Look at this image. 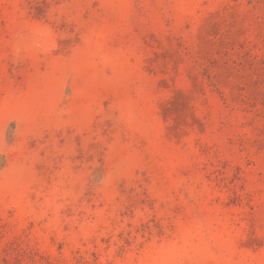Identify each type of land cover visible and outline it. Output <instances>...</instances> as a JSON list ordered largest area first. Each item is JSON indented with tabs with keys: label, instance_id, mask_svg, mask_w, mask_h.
Wrapping results in <instances>:
<instances>
[{
	"label": "rangeland",
	"instance_id": "374dc122",
	"mask_svg": "<svg viewBox=\"0 0 264 264\" xmlns=\"http://www.w3.org/2000/svg\"><path fill=\"white\" fill-rule=\"evenodd\" d=\"M0 264H264V0H0Z\"/></svg>",
	"mask_w": 264,
	"mask_h": 264
}]
</instances>
